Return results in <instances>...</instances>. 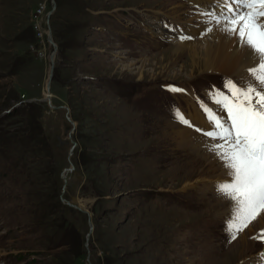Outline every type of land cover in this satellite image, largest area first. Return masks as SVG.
<instances>
[{
	"label": "rangeland",
	"instance_id": "374dc122",
	"mask_svg": "<svg viewBox=\"0 0 264 264\" xmlns=\"http://www.w3.org/2000/svg\"><path fill=\"white\" fill-rule=\"evenodd\" d=\"M198 5L0 0V264H258L264 227L253 221L229 250L242 232L231 240L233 202L212 193L211 159L173 154L171 122L142 101L172 84L214 109L210 91L237 81L189 75L185 53L157 46L144 20L170 14L202 32L215 6Z\"/></svg>",
	"mask_w": 264,
	"mask_h": 264
},
{
	"label": "snow or ice",
	"instance_id": "6c2138e0",
	"mask_svg": "<svg viewBox=\"0 0 264 264\" xmlns=\"http://www.w3.org/2000/svg\"><path fill=\"white\" fill-rule=\"evenodd\" d=\"M217 13L207 15L223 30L238 36L239 41L255 57L248 71V83L227 80L222 90L210 91L216 110L201 102L210 130L195 131L216 141V151L227 168L228 182L217 185V191L232 201V214L226 222L231 240L264 213V0H213ZM222 6V7H221ZM207 31H212L208 28ZM190 37H181L189 39ZM171 92L183 91L169 87ZM174 118L192 127L179 111ZM257 239L264 244V232Z\"/></svg>",
	"mask_w": 264,
	"mask_h": 264
},
{
	"label": "bare ground",
	"instance_id": "6f19581e",
	"mask_svg": "<svg viewBox=\"0 0 264 264\" xmlns=\"http://www.w3.org/2000/svg\"><path fill=\"white\" fill-rule=\"evenodd\" d=\"M196 2V5L199 9L204 12L206 9L198 4H213V0H191ZM222 7V6H221ZM212 13L219 14L220 9L217 7H211ZM209 21H211L209 19ZM205 30H194L192 25L185 27L183 34H177L176 41L173 42L174 49L172 50L175 59L179 55L185 53L187 62H189L187 68H189V75L194 74V72L199 73H221L224 75L235 76L236 80L242 84H247L249 81L248 69L252 66H255V57L249 56L248 50L239 41V38L235 34H229L223 30L222 25H217L216 23H208L204 26ZM208 28H211L212 31H207ZM157 30H162L157 27ZM157 31H152V34ZM207 32V35L204 34ZM203 35L200 39H191L194 36L199 37ZM181 37H190L189 39H181ZM52 57V56H51ZM53 61V58H52ZM140 72V70H138ZM49 82V78H48ZM49 84V83H48ZM47 85V84H46ZM48 98V97H46ZM213 105V104H212ZM218 107V106H217ZM216 107V109H217ZM131 110V109H130ZM129 110V111H130ZM190 113V114H189ZM189 114V115H187ZM185 118L189 120L192 127L189 126H179L169 123L167 126L163 127L164 134H170L171 139L177 145V148L173 150V154H179L181 151L188 153L190 156L199 155L200 158L197 159H208L210 160L211 169L217 170L219 175V181L228 182L230 179L227 175V168L223 167V161L220 159L216 151L212 150V145L217 143L216 141L209 140L204 138L203 135L195 131L196 127H209L210 125L203 124V120L199 115L198 111H188ZM166 123V122H165ZM160 124V123H159ZM162 125V124H161ZM199 125H202L201 127ZM162 134V132H161ZM177 141V142H176ZM180 141V143H179ZM181 143H187L186 149L180 147ZM185 145V144H184ZM183 145V146H184ZM180 148V149H179ZM213 170V171H214ZM214 171V172H215ZM222 200V199H221ZM225 205V204H224ZM264 227V213L256 219V224ZM92 228V227H91ZM248 231V230H247ZM243 233L238 237V239L232 243L229 250L236 245V243L242 242ZM244 240V239H243ZM241 246V244H240ZM259 264H264V256L261 259L258 258Z\"/></svg>",
	"mask_w": 264,
	"mask_h": 264
},
{
	"label": "water",
	"instance_id": "95a60500",
	"mask_svg": "<svg viewBox=\"0 0 264 264\" xmlns=\"http://www.w3.org/2000/svg\"><path fill=\"white\" fill-rule=\"evenodd\" d=\"M49 14H47V18L49 17L48 16ZM46 18V19H47ZM47 22V21H46ZM47 42L48 43H50V45H51V47H52V49L54 50L55 49V46L51 43V40H50V38H49V35H47ZM51 60H52V57H51ZM51 73H52V71H51V69L49 70V75H48V78H50L51 77ZM48 81H47V85H46V90H47V88H48ZM41 101H47L48 102V100H46V99H41ZM71 144H72V146L71 147H74L75 146V143L74 142H72L71 141ZM71 148L69 149V151H68V155L70 156V154H71ZM90 230H91V226L88 224V233H87V237H88V235L90 234ZM87 240V239H86Z\"/></svg>",
	"mask_w": 264,
	"mask_h": 264
},
{
	"label": "trees",
	"instance_id": "16d2710c",
	"mask_svg": "<svg viewBox=\"0 0 264 264\" xmlns=\"http://www.w3.org/2000/svg\"><path fill=\"white\" fill-rule=\"evenodd\" d=\"M70 144H71V142H70ZM49 164H52V163H49ZM57 175H59V172H57ZM56 177H57L56 179L59 180V176H56ZM56 183H57L56 180L53 179V180H52V184H53V186H57ZM75 213H77V212L75 211ZM71 217H72V221H73V222H74L75 219H77L75 214H73Z\"/></svg>",
	"mask_w": 264,
	"mask_h": 264
}]
</instances>
